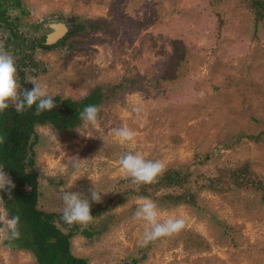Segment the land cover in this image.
I'll return each instance as SVG.
<instances>
[{
  "label": "rangeland",
  "instance_id": "1",
  "mask_svg": "<svg viewBox=\"0 0 264 264\" xmlns=\"http://www.w3.org/2000/svg\"><path fill=\"white\" fill-rule=\"evenodd\" d=\"M20 1L7 11L13 24L0 26L20 90L36 79L52 96L78 99L125 81L99 106L97 125L35 127L38 207L62 213L63 192L74 191L100 209L86 228L93 235L71 237L72 253L89 264H264V192L238 173L240 187L221 182L246 165L264 183V138L249 137L264 131V25L250 0ZM56 23L64 34L40 47ZM125 126L135 138L122 145L114 130ZM129 149L166 169L189 168L193 203L160 199L185 187L137 190L119 164ZM94 186L101 203L90 198ZM145 198L185 228L140 247L144 222L134 212ZM0 264L36 262L4 240Z\"/></svg>",
  "mask_w": 264,
  "mask_h": 264
},
{
  "label": "trees",
  "instance_id": "2",
  "mask_svg": "<svg viewBox=\"0 0 264 264\" xmlns=\"http://www.w3.org/2000/svg\"><path fill=\"white\" fill-rule=\"evenodd\" d=\"M249 4L255 13V25L258 22H263L264 25V0H250ZM9 7H20V0H0V25L1 23L13 24L7 16ZM39 46L51 47L42 42ZM124 82L122 80L106 89L97 85L85 96L78 99L61 98L59 95L53 96L55 107L51 111H43L39 115L35 114V105L30 109L26 108L23 113H18L15 107L10 104L3 113H0V136L5 137V142L0 144V166H3V171L15 184L11 190V199H9L8 193L3 190H0V196L3 198L2 203L7 215L9 217L17 214L20 216L19 227L21 232L19 239L5 240V243L14 250L30 252L34 256L36 264H89L87 258L75 256L72 253L71 237L78 233L82 235H93V233L87 229H79L77 224L69 227L61 219L62 213L45 211L38 207L40 195L38 173L32 167L35 155L34 146L38 140L35 127L49 124L54 129L66 130L78 125L81 122L80 113L85 106L96 105L99 107L111 93L120 89ZM23 90L26 88L21 89V91ZM249 137L255 140L263 139L264 131L258 136ZM182 168H167L163 175L158 178L157 183L146 185V187L157 191L161 187L175 189L185 187L186 191L178 194L171 192V194H167L168 191L162 194L160 199H163L164 202H167V199H178L179 202L193 203L195 191L192 187L189 188L191 180L189 171L191 170ZM235 173L246 175L244 176L245 182L264 192L263 181L256 178L246 165L236 168L232 174H228L229 177L225 175L221 182L225 183L231 179L230 183L234 188L240 187L242 183L239 182ZM200 175L197 176L196 182ZM216 183L215 179L209 178L208 188L215 190L218 187ZM144 193L146 194L145 191ZM99 210L98 207L90 208L91 215H98Z\"/></svg>",
  "mask_w": 264,
  "mask_h": 264
},
{
  "label": "clouds",
  "instance_id": "3",
  "mask_svg": "<svg viewBox=\"0 0 264 264\" xmlns=\"http://www.w3.org/2000/svg\"><path fill=\"white\" fill-rule=\"evenodd\" d=\"M28 81L34 87L31 90L21 91V87L17 82L15 60L12 55L4 50L3 45L0 44V113H3L10 104L15 107L18 113H23L26 108L30 109L35 105L36 115H39L43 111H51L55 107L54 98L48 93L45 85L36 79ZM133 111L139 113L141 108L134 107ZM99 112L100 108L98 106L87 105L80 113V116L86 124L95 126L98 123ZM114 136L122 145L130 144L135 138L134 132L126 126L115 129ZM50 139L53 141L58 139L55 132L50 133ZM4 142L5 137L0 136V144ZM119 164L123 177L130 179L131 183L137 186V190L141 185L157 183L158 178L166 171L164 162L145 159L140 152H135L131 149L121 156ZM74 167L79 168L78 165ZM79 178L77 177V179ZM73 185H69V187L71 188ZM14 187L15 184L8 174L3 171V166H0V190L6 191L9 199H11V190ZM89 191L93 202H102L101 193L96 190L95 186ZM61 199L64 205L61 219L69 227L79 224L83 230L92 223L93 215L90 212L89 198H82L79 192L64 191ZM2 201L3 198H0V202ZM134 218L144 222L143 238L138 242L140 247H146L150 242L162 237H171L179 234L186 226L184 218H176L175 216L162 218L157 203L147 198L138 202ZM0 225H2L0 227V241H12L20 238V216L18 214L9 217L6 209H0Z\"/></svg>",
  "mask_w": 264,
  "mask_h": 264
},
{
  "label": "water",
  "instance_id": "4",
  "mask_svg": "<svg viewBox=\"0 0 264 264\" xmlns=\"http://www.w3.org/2000/svg\"><path fill=\"white\" fill-rule=\"evenodd\" d=\"M52 27H53V31L49 33L47 36V44H51L57 41L59 37L63 35L66 30L64 26L57 23L53 24Z\"/></svg>",
  "mask_w": 264,
  "mask_h": 264
},
{
  "label": "flooded vegetation",
  "instance_id": "5",
  "mask_svg": "<svg viewBox=\"0 0 264 264\" xmlns=\"http://www.w3.org/2000/svg\"><path fill=\"white\" fill-rule=\"evenodd\" d=\"M21 2V1H20ZM20 7H21V4H20ZM12 8V7H11ZM13 8H15V7H13ZM0 26H2V25H0ZM48 34L49 33H47V35H46V37H43L44 39L42 40V43H43V41H45L46 39H47V36H48ZM14 36H17V34H16V32H15V35ZM44 44V43H43ZM55 44V43H54ZM44 45H47V44H44ZM48 46H53V44H48ZM50 48V47H49Z\"/></svg>",
  "mask_w": 264,
  "mask_h": 264
}]
</instances>
